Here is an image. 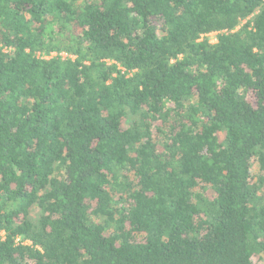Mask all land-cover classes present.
I'll return each mask as SVG.
<instances>
[{
  "label": "trees",
  "instance_id": "16d2710c",
  "mask_svg": "<svg viewBox=\"0 0 264 264\" xmlns=\"http://www.w3.org/2000/svg\"><path fill=\"white\" fill-rule=\"evenodd\" d=\"M0 264H264V0H0Z\"/></svg>",
  "mask_w": 264,
  "mask_h": 264
},
{
  "label": "rangeland",
  "instance_id": "374dc122",
  "mask_svg": "<svg viewBox=\"0 0 264 264\" xmlns=\"http://www.w3.org/2000/svg\"><path fill=\"white\" fill-rule=\"evenodd\" d=\"M207 37L209 38V40L211 42H215V40H216L215 33H209V34H207ZM52 55H54V53ZM62 55L65 56L64 54H62Z\"/></svg>",
  "mask_w": 264,
  "mask_h": 264
}]
</instances>
